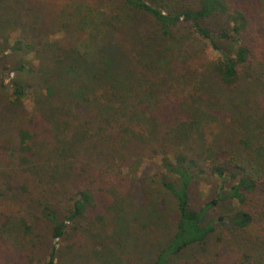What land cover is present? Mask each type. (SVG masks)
I'll list each match as a JSON object with an SVG mask.
<instances>
[{"label": "trees", "instance_id": "16d2710c", "mask_svg": "<svg viewBox=\"0 0 264 264\" xmlns=\"http://www.w3.org/2000/svg\"><path fill=\"white\" fill-rule=\"evenodd\" d=\"M231 8L0 0V248L14 250L6 264H58L65 250L88 251L86 240L101 251L81 256L97 264H136L122 257L129 251L172 264L220 224L241 240L233 264H264V44H239L251 18ZM217 16L227 19L214 26ZM200 39L219 53L203 75L188 51ZM146 164L155 175L142 177Z\"/></svg>", "mask_w": 264, "mask_h": 264}, {"label": "rangeland", "instance_id": "374dc122", "mask_svg": "<svg viewBox=\"0 0 264 264\" xmlns=\"http://www.w3.org/2000/svg\"><path fill=\"white\" fill-rule=\"evenodd\" d=\"M230 4L238 9L241 12H244L247 16L251 18L250 27L244 30L243 34L239 36V44H243L244 42L247 44H252L259 49L261 48L258 44H264V0H229ZM235 8H231L233 10H236ZM223 19H227V16H217L211 19V22L214 26H219L223 23ZM75 24L77 23V20L74 21ZM233 25V24H232ZM73 36L78 37V32H73L71 29L67 32V36ZM47 36V35H46ZM51 37V36H50ZM46 37V39L50 38ZM75 38V39H76ZM189 43L191 44L189 46L188 51L191 52V58H194L197 61V66L200 75H203L205 68L208 67V65H211L216 58H218L219 53L212 47V45L207 41L200 39L199 41L196 40H189ZM238 44L236 43H228L227 46L235 48ZM183 49L186 48L183 46ZM11 77V76H10ZM10 77H5V84L7 87L10 86ZM27 108L31 109L30 101H27ZM141 175L142 177L145 176V174L155 175L157 169L153 164H146L141 169ZM118 181V180H117ZM135 184L133 183V189L137 191L136 187L137 185L142 186L141 180L139 178H136ZM123 188L128 189L129 183H125L123 185ZM134 192H131L133 194ZM111 194V193H110ZM139 196L140 194L134 193V196ZM107 195L101 198L102 206L104 207L106 204ZM207 195L204 194L201 199L200 205H203L207 201ZM123 204V203H122ZM139 204H136V207H133L135 211L139 210L140 207ZM102 207V208H103ZM167 210V208H166ZM165 210V211H166ZM221 211L223 212L222 205L215 206L213 208L209 209L210 215L217 217L219 214H221ZM105 215L109 214V210H105L103 212ZM143 214V213H142ZM141 214V215H142ZM143 219V217H142ZM108 223V225H105V227H111L112 223L110 222V218L105 219ZM117 236H115L112 240H114ZM89 238V235H88ZM110 240L108 238L106 241ZM86 242L89 244L88 251L85 250V246L79 247L77 246L75 252L71 255H67L65 251H63L62 256L58 258V264H97L98 262L95 260V257L92 258H86L83 259L81 254L85 251L89 253H93L95 251H101V247L97 245H91L92 242ZM241 240L239 239L238 232L235 230L230 229V225L228 224H220L217 227V230L215 233L211 236L210 240L205 245H198L191 247L187 249L185 252H183L180 256L175 257L172 262V264H233L234 259L237 256L239 252H241V248L239 243ZM116 248V246L112 243H110V247L108 248V252L113 251ZM121 248V246H119ZM90 254V255H91ZM140 254L143 255L142 259L141 257H137L136 255ZM121 255L123 258H126V256H133L135 257L134 263L136 264H144L148 260L147 253H140L137 252L136 255H132L129 251V254L126 255L121 252ZM14 256V250L13 249H7L0 248V264H6V258L10 257L13 258Z\"/></svg>", "mask_w": 264, "mask_h": 264}]
</instances>
